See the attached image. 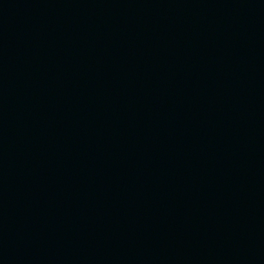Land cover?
Wrapping results in <instances>:
<instances>
[{
  "label": "water",
  "instance_id": "water-1",
  "mask_svg": "<svg viewBox=\"0 0 264 264\" xmlns=\"http://www.w3.org/2000/svg\"><path fill=\"white\" fill-rule=\"evenodd\" d=\"M0 264H264V0H0Z\"/></svg>",
  "mask_w": 264,
  "mask_h": 264
}]
</instances>
